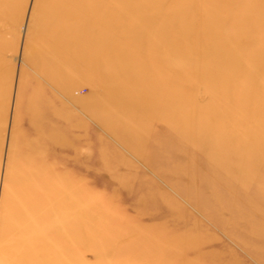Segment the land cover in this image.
Masks as SVG:
<instances>
[{
	"label": "rangeland",
	"instance_id": "rangeland-1",
	"mask_svg": "<svg viewBox=\"0 0 264 264\" xmlns=\"http://www.w3.org/2000/svg\"><path fill=\"white\" fill-rule=\"evenodd\" d=\"M246 3L0 0V264H264V91L202 41L255 67Z\"/></svg>",
	"mask_w": 264,
	"mask_h": 264
},
{
	"label": "bare ground",
	"instance_id": "bare-ground-1",
	"mask_svg": "<svg viewBox=\"0 0 264 264\" xmlns=\"http://www.w3.org/2000/svg\"><path fill=\"white\" fill-rule=\"evenodd\" d=\"M246 1L247 0H244L246 6H242V11H243L242 13L243 14L246 11L248 13V9H249L247 7ZM246 7H247V9H246ZM262 19L264 20V14H263ZM229 20H235V18H230ZM248 24L249 25H244L242 23L241 19L238 18V23H236L235 25L233 24V26H231V25L225 26V29L221 32V35H220L223 37V40L218 39L219 42L216 41V36L218 37L219 35L211 33L208 36L210 38L209 40L204 39L202 41L206 40L208 43L213 44L214 46H212L211 48L217 50L219 52L220 56L222 57V55L224 53L230 54V52H231L230 46L232 44L233 45L239 44V41H240V38L242 35L247 36L246 37L247 43L245 44V46H243V47L238 46L239 48L234 49L231 53V55L236 56V58H238V61H239V73L237 74L238 79L235 80L234 85L236 84L237 86H240V84L242 82V80L239 78V74H240V77H246V75L248 74V76L251 78V80L249 81V84H248V86L251 88L250 103L254 104L256 102L257 98L260 96V94H262V92L264 91V73L262 72V70H264V51L261 52L259 58L257 59L256 66L253 68H250L248 65L249 57H248V53H247L248 52L247 48L249 47V49H251L256 38L260 37L261 28L255 27L253 22H249ZM247 30H249V31L247 33H245ZM235 31L236 32L238 31L239 35H237ZM247 34H249V35H247ZM248 37H249V39H248ZM229 43H231V44H229ZM216 44H217V46H216ZM207 45L208 44L205 43V46H207ZM194 47L197 48L198 51L201 48L198 44H195ZM228 69H229L228 65H225V66H223V68H220V70H219L220 76L223 77ZM250 73H252V75ZM234 90H233V88H231L229 91V102H231L232 104L234 102L233 98L236 99V97H237V96H234Z\"/></svg>",
	"mask_w": 264,
	"mask_h": 264
}]
</instances>
